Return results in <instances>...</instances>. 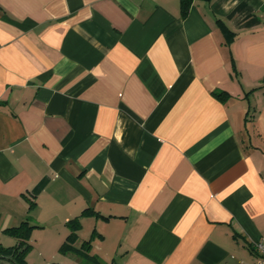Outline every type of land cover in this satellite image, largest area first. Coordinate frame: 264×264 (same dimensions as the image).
<instances>
[{
    "label": "crops",
    "instance_id": "crops-1",
    "mask_svg": "<svg viewBox=\"0 0 264 264\" xmlns=\"http://www.w3.org/2000/svg\"><path fill=\"white\" fill-rule=\"evenodd\" d=\"M25 219L27 264H252L264 0H0L1 246Z\"/></svg>",
    "mask_w": 264,
    "mask_h": 264
},
{
    "label": "trees",
    "instance_id": "trees-1",
    "mask_svg": "<svg viewBox=\"0 0 264 264\" xmlns=\"http://www.w3.org/2000/svg\"><path fill=\"white\" fill-rule=\"evenodd\" d=\"M195 0H179L180 8L183 15L186 14L189 6ZM209 1V0H203ZM216 96L220 99L225 98L226 94L224 91H216ZM76 219L68 221V224L72 227H76L78 224L75 222ZM73 223V224H72ZM34 224H30L28 219L22 220L18 225L10 226L5 229L6 232L17 238V242L11 246H1L0 245V264H27L25 260V255L30 248V243L28 239L30 237V231L34 227ZM76 240V234L74 231H70L65 240L59 246L61 252H66L68 250H76L79 252L80 256L87 262L92 264H100L93 254L88 252L90 247V240H83L80 247H74L73 243ZM57 264V263H50Z\"/></svg>",
    "mask_w": 264,
    "mask_h": 264
},
{
    "label": "built area",
    "instance_id": "built-area-1",
    "mask_svg": "<svg viewBox=\"0 0 264 264\" xmlns=\"http://www.w3.org/2000/svg\"><path fill=\"white\" fill-rule=\"evenodd\" d=\"M256 258L252 264H264V235L254 242Z\"/></svg>",
    "mask_w": 264,
    "mask_h": 264
},
{
    "label": "rangeland",
    "instance_id": "rangeland-1",
    "mask_svg": "<svg viewBox=\"0 0 264 264\" xmlns=\"http://www.w3.org/2000/svg\"><path fill=\"white\" fill-rule=\"evenodd\" d=\"M92 254H93V255L95 254V250L92 252ZM95 256H96L97 260H98L101 264H106L105 261H104L101 257H99L97 254H95Z\"/></svg>",
    "mask_w": 264,
    "mask_h": 264
}]
</instances>
